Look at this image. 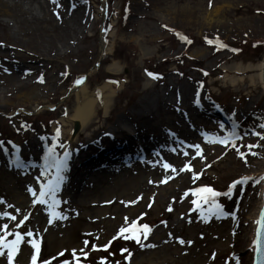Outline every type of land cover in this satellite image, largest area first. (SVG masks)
I'll return each mask as SVG.
<instances>
[{
    "label": "rangeland",
    "instance_id": "374dc122",
    "mask_svg": "<svg viewBox=\"0 0 264 264\" xmlns=\"http://www.w3.org/2000/svg\"><path fill=\"white\" fill-rule=\"evenodd\" d=\"M11 1L24 7L28 3ZM50 1L54 19L56 7L63 13L68 4ZM73 1L78 8L70 14L80 26L65 41L63 36L48 40L47 33L30 26L19 32L10 18L0 17L10 23L7 30L0 28V40L13 36L7 42L20 50L0 52V236L4 237L0 264H9L14 233L22 238L12 250L11 264H253L261 215L259 170L264 163V91L255 70L264 57V0H169L168 5L162 0ZM44 26L46 32L52 31L55 19ZM102 40L110 51L85 82L96 107L89 126L72 138L73 122L68 118L76 103L75 92L70 91L76 78L89 74L97 64ZM111 64L117 65V72L109 71ZM246 66L252 70H234ZM231 78L242 82L232 86ZM29 82L38 87L33 89L36 85ZM103 85L114 90L106 117ZM181 85L190 91L187 100L192 107L186 115L193 125L179 128L177 109L185 112V108L174 104L168 88ZM157 93L171 104L161 105L158 114L131 117L137 103ZM124 125L141 137L125 141L128 149L123 158L105 160L86 174L77 189H86L85 182L110 179L106 191L97 196L76 202L64 196L66 189L58 191L65 178L79 175V163L73 167L66 163L55 180L39 164L68 148L69 157L81 151L77 160L105 154L109 145L128 136ZM225 138L229 142L221 145L218 140ZM10 145L19 150L20 167L13 161ZM197 151L201 154L196 157ZM172 174L177 180L188 174L183 183L191 195L185 197V207L143 210L129 216L125 232L117 233V225L129 214L128 203L142 197L141 184H159ZM243 178L251 180L238 185L231 199L213 201L207 193L193 195L202 188L224 192ZM37 181L46 183L43 196ZM40 196L46 197L44 203L37 200ZM53 200L64 206L66 220L48 230L43 205ZM106 201L110 206L104 210L83 207ZM167 213L171 218L164 223ZM99 217L104 220L98 222ZM103 221L115 228L102 232ZM157 231L162 237L170 235L161 245ZM146 243L156 245L148 257L149 250L140 249ZM164 248L174 257L168 260Z\"/></svg>",
    "mask_w": 264,
    "mask_h": 264
},
{
    "label": "bare ground",
    "instance_id": "6f19581e",
    "mask_svg": "<svg viewBox=\"0 0 264 264\" xmlns=\"http://www.w3.org/2000/svg\"><path fill=\"white\" fill-rule=\"evenodd\" d=\"M55 2H58L57 0H54ZM169 0H162V3L165 5H168ZM171 1V0H170ZM51 1H45V0H28V3L26 4L27 7L22 6L21 4H18L17 2L11 1V3L8 2V0H0V17H8L14 24L16 25V28L18 29L19 32L23 31V29H27L29 26L34 27V30H38L41 33H47L50 37V39H59L63 38V41H65L64 38H66L67 35L74 33L75 29H77L80 25L79 22L76 20V18H73L70 12L75 11L78 6L73 0H64V3L67 5V8L65 11L59 12L58 7H56V10L54 12V19H55V28H51L52 31H45V26L47 25L48 22H53L54 19H52L50 16V11L53 8V5L51 6ZM34 6L36 9V13H34V10H32L30 6ZM163 6V5H161ZM214 6H212L211 11L213 10ZM68 13V14H67ZM8 26H10V23L8 22H3L0 20V28L1 30H7ZM54 26V25H53ZM13 39V36H6V39L0 40V52L5 53V54H15L16 52H19L20 50L16 48L15 46H12L10 43V40ZM57 39V40H58ZM8 41V42H7ZM14 45V44H13ZM110 51V48L105 46L104 41L100 42V52L99 56L106 55ZM263 64H264V57L260 63L259 66L255 67V70L258 71L259 79L264 91V83H263ZM109 71L117 72L118 67L116 64H111L108 67ZM237 70L238 72H248L252 70L251 66H246L245 68H237L234 69ZM239 79V78H238ZM238 82H242V78L239 80L230 79V85L236 86L238 85ZM31 85L35 84V82L32 84L29 82ZM38 83L41 84L42 82L38 80ZM50 84H53L52 82ZM36 85V84H35ZM25 88L26 86L23 85ZM38 85L33 86L32 88L35 89L37 88ZM169 94L173 96V101L174 104L179 106L180 104L185 108V112L183 110H180L179 108L177 109L178 116L180 119V122L178 124V127L182 125V127H189L192 124L190 120L187 118V111H191L190 108L191 106V101L187 100V96L189 95V90L185 88L184 85H181L180 87H169ZM72 90L75 92V103L76 106L73 109L72 113L69 115V122H77L80 125L81 130L79 129L78 132L82 131L84 128L89 126V123L91 121V115L93 113L94 108L96 107V100L94 97L90 96L88 94L86 86H85V81H84V76H79L76 78L74 85L72 87ZM100 91L102 92V114L104 117H106L109 112L110 108L112 105V99L114 97V90L110 88L108 85H103L100 88ZM178 101V104L176 102ZM171 103L169 102V98H166L165 95H161L160 93H157L153 98L144 101L142 103H137V105L134 107L135 110H133V114H131V117H134L136 115L137 117H148L150 113H159L160 111V106H169ZM180 107V106H179ZM264 108V107H263ZM175 109V108H174ZM182 111L183 113H181ZM219 115V113H218ZM264 116V115H263ZM127 131H130L127 133V137L123 142L120 144H113L109 145L105 151H108L105 154H102L96 158L93 159H87L82 157L81 159H76L77 155L81 152L79 149L77 151H74V155L69 157V163H71V167H73L76 163H79L77 172L79 173L78 176L71 174L68 176V178L63 180V184L59 185L58 191L62 189H66L64 196L68 197L69 199H73V201L78 202L79 200H84L85 197L89 196H97L98 194L103 193L106 191V186L109 184L110 179L104 178L102 181H96L94 183H87L85 182L83 186L86 189L81 190V192H77L81 185L82 180L85 178L86 174L88 172H91L92 169H96L97 166H99L101 163H104L105 160L110 161V160H115V159H121L122 157V152H124L126 149H128V144L126 143H131L132 138H137L141 137L137 133L131 134L133 132L132 128L130 126L124 125ZM180 128V127H179ZM138 129V128H137ZM140 130V129H138ZM76 133V135L78 134ZM137 132V130H136ZM101 138H98L97 140L100 141ZM95 140V141H97ZM125 141H127L125 143ZM175 143L178 141L176 138H174ZM222 145V144H221ZM224 145V144H223ZM214 149H217L215 147ZM69 150L66 149V151ZM65 152V151H64ZM63 152V154H64ZM68 152V151H67ZM201 152L197 151L196 157L200 156ZM223 156L225 153H222ZM260 153L256 154V157L259 156ZM222 159V158H220ZM259 174L263 175L264 173V163L261 166L259 170ZM188 174H182L180 179L177 180L175 175H171L167 180H163L159 184H152L147 182V186L141 184V191H142V197L137 198L135 200H132L129 202V214L127 216H124L122 218V222L119 223L116 227L117 233L120 232L121 228H126L129 224V216L130 217H135L139 214V212L143 210H148L151 212V210L154 208V212L159 211L161 206H165L166 208L172 207V209H177L179 207H185L186 202H184L185 197H187V194L191 195L187 190L186 187L183 183V180L187 178ZM73 185L71 187H68V182L70 180H73ZM118 178H113L112 182L119 183L117 181ZM105 181L107 182L106 185H102V182ZM66 183V184H65ZM175 183L177 188L174 185H171ZM65 184V186H63ZM167 184L165 187L160 188L161 185ZM102 185V186H100ZM88 188H93L90 191H88ZM159 189V190H157ZM261 191H263V185L260 187ZM194 193V192H193ZM86 197V198H87ZM146 197V198H145ZM262 202H263V193L260 196V204H259V211L262 207ZM110 206L109 202H99V203H89L87 205H83L85 210H89L92 208H108ZM43 208L46 210L47 213V223H46V228L48 230H52L55 226L61 225L63 222H65V208L62 205L61 202L58 200H53L47 202L46 205H43ZM102 210V212H103ZM137 212V213H136ZM136 213V215H135ZM259 213V212H258ZM171 218L170 213H167L166 216L164 217V223H169V220ZM256 219V217H255ZM100 220H104V217H99L98 222ZM51 221V222H50ZM102 232L111 230L115 228V226H104V221L100 223ZM105 228V230H104ZM167 237H162V232L157 231V238L159 239V244L160 243H165L167 241ZM252 243V241H251ZM148 245H152V247H148ZM161 245V244H160ZM156 245L154 243H146L144 245H141L140 249L144 250H149V253L147 255L150 256L153 253H151L155 249ZM164 252H167L169 255H164L168 260L174 257V254L170 253L168 249L164 248ZM165 253V254H167ZM181 255L185 256L186 258H190L191 254H189L186 251H181Z\"/></svg>",
    "mask_w": 264,
    "mask_h": 264
},
{
    "label": "snow or ice",
    "instance_id": "6c2138e0",
    "mask_svg": "<svg viewBox=\"0 0 264 264\" xmlns=\"http://www.w3.org/2000/svg\"><path fill=\"white\" fill-rule=\"evenodd\" d=\"M149 75H152V74H149ZM197 96H199V92H197ZM223 126H221L222 128ZM262 128H264V125H261ZM233 137H234V134H233ZM219 143L221 144H226L228 143V139L225 138V139H219L218 140ZM198 148V146H196ZM50 151V150H49ZM15 155V154H13ZM68 157H69V153L67 151L64 152V158L62 161H60L58 164H57V168H61L68 160ZM16 165L17 167H20V162L19 160L16 161ZM168 165H165V168H167ZM41 175H44V173L42 172ZM260 180H264V176L260 177ZM248 179L245 178V179H242V180H237V181H234L228 188L226 191L224 192H217V191H213L211 188H202V189H198L196 193H193V195H196L197 193H207L210 197L213 198V201L215 200V198L217 197H225L227 199H231L232 196L235 194V192L237 191V186L240 185V186H243V185H246L248 183ZM259 181H257L258 183ZM243 189H241L242 191ZM29 191H32L31 189H29ZM41 195L43 196L44 195V192L41 191ZM0 203H3L2 201H0ZM196 201H193V204H195ZM217 208H220V205L217 204L216 205ZM171 210V209H169ZM7 215V214H5ZM219 215V213H218ZM224 215H228L227 213H224ZM9 219H15L14 216H11V217H8ZM51 222V221H50ZM22 223V222H21ZM260 223H261V226L264 227V213H261V220H260ZM145 229L147 228V226H144ZM3 228L4 229H7L8 228V225L5 224L3 225ZM120 232L121 233H124L125 232V229L121 228L120 229ZM15 235V240L12 242V246L11 248L9 249V253H8V260H9V264H11V261H12V250L15 248L17 242H19L21 240V235L19 233H14ZM28 236H31L32 233L29 232L27 233ZM133 239H136V237H132ZM146 238V237H145ZM3 243H4V237L3 236H0V247L3 246ZM85 244L88 243V241H85L84 242ZM137 243H139V240H137ZM179 243L183 244L184 241H179ZM33 248L36 247L35 244L32 245ZM148 247H152V245H148ZM63 255V254H61ZM73 256H76V250H73V253H72ZM256 256H257V261H256V264H264V247H261L260 244H259V241H257V248H256ZM32 260L33 262L36 261V256L33 255L32 256ZM45 264H47V262H45ZM65 264H67V262H65Z\"/></svg>",
    "mask_w": 264,
    "mask_h": 264
},
{
    "label": "water",
    "instance_id": "95a60500",
    "mask_svg": "<svg viewBox=\"0 0 264 264\" xmlns=\"http://www.w3.org/2000/svg\"><path fill=\"white\" fill-rule=\"evenodd\" d=\"M263 70H264V64H263ZM263 83H264V73H263ZM79 128H80L79 124L77 122H75L74 127H73V136L76 135ZM263 202H264V200H263ZM263 202H262V205H263ZM263 208H264V206L261 209V213H264ZM262 210H263V212H262ZM260 220H261V217H260ZM257 241H259V244L261 247H264V227L261 226L260 222H259V229H258L257 240H256V248H257ZM256 261H257V256H256V250H255L254 263L253 264H256Z\"/></svg>",
    "mask_w": 264,
    "mask_h": 264
}]
</instances>
